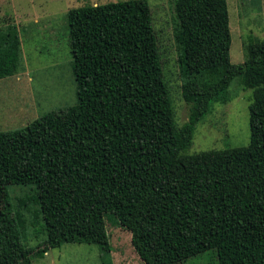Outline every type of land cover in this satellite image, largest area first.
Instances as JSON below:
<instances>
[{"label": "trees", "instance_id": "1", "mask_svg": "<svg viewBox=\"0 0 264 264\" xmlns=\"http://www.w3.org/2000/svg\"><path fill=\"white\" fill-rule=\"evenodd\" d=\"M173 10L189 106L180 127L148 2L68 11L75 105L0 133V264H32L69 243L97 245L112 264L107 214L143 264H183L211 250L218 264H264V40L246 36L245 60L232 64L226 0H173ZM19 66L12 24L0 30V79ZM235 78L253 90L248 146L183 154ZM9 186L31 194L14 206ZM30 228L45 237L35 247L22 242Z\"/></svg>", "mask_w": 264, "mask_h": 264}, {"label": "rangeland", "instance_id": "2", "mask_svg": "<svg viewBox=\"0 0 264 264\" xmlns=\"http://www.w3.org/2000/svg\"><path fill=\"white\" fill-rule=\"evenodd\" d=\"M126 0H0V30L15 25L20 40V66L16 74L0 79V133L20 130L41 116L75 105L76 87L71 70L67 13L86 5H103ZM157 39L164 79L174 108L176 124L188 119L189 106L181 96L180 49L175 40L177 20L173 0H146ZM229 15L232 64L245 60L243 42L251 35L264 40V0H226ZM253 90L244 89L235 78L228 88L229 101L216 103L195 127L191 146L182 153L192 155L247 147L250 139L249 106ZM11 203L24 200L31 187L9 186ZM30 210L34 207L30 205ZM29 211L24 210L30 223ZM106 234L112 264H143L131 245V235L106 215ZM45 237L35 238L30 228L22 242L35 247ZM97 245L63 244L48 249L32 264H102ZM183 264H218L214 250L188 259Z\"/></svg>", "mask_w": 264, "mask_h": 264}]
</instances>
